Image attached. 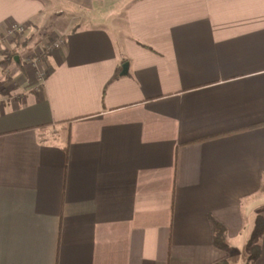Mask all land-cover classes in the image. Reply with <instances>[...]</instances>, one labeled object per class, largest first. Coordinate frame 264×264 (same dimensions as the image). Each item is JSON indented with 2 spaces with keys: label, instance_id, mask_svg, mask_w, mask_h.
<instances>
[{
  "label": "crops",
  "instance_id": "obj_1",
  "mask_svg": "<svg viewBox=\"0 0 264 264\" xmlns=\"http://www.w3.org/2000/svg\"><path fill=\"white\" fill-rule=\"evenodd\" d=\"M12 23L27 26L20 62L0 52V264H211V213L246 264L264 0H0V51ZM48 36L62 44L25 64Z\"/></svg>",
  "mask_w": 264,
  "mask_h": 264
},
{
  "label": "trees",
  "instance_id": "obj_2",
  "mask_svg": "<svg viewBox=\"0 0 264 264\" xmlns=\"http://www.w3.org/2000/svg\"><path fill=\"white\" fill-rule=\"evenodd\" d=\"M17 37V38H16ZM20 34L15 36V48L12 50H1L5 59L18 60L20 62V48L25 44V41L19 42ZM16 57H18L16 59ZM18 62V63H19ZM68 148V142L65 144V150ZM209 223L211 226L212 244L215 248L223 252V256L213 261L211 264H228L227 257L232 248L227 243L225 238L226 226L225 224L214 214L208 215ZM264 232V213L258 212L255 217L254 227L247 240L246 247L248 249V255L246 258V264H256V261L261 252V238Z\"/></svg>",
  "mask_w": 264,
  "mask_h": 264
},
{
  "label": "rangeland",
  "instance_id": "obj_3",
  "mask_svg": "<svg viewBox=\"0 0 264 264\" xmlns=\"http://www.w3.org/2000/svg\"><path fill=\"white\" fill-rule=\"evenodd\" d=\"M95 11H100V8L95 10ZM94 15L98 16V17H100L101 15L107 16L108 20L109 19L110 20L113 19V16L108 11L106 12V11L101 10V14L97 15V14L94 13ZM88 19L91 20L90 16H88ZM25 25L27 26V24H25ZM4 36L6 37V35L3 34L2 37H4ZM48 37L49 38H46L44 40L41 39V38H38V39H36L34 45H29L28 44L27 47L25 49H23L24 52L22 54V59L24 60L25 64L33 65V67H35V66H37L36 64H38L41 60H44L47 57L48 53H51L52 50L46 51L48 42H49V40L52 41V40H54V38H57V37H54V36H48ZM4 46L5 47L8 46V37L6 38V40L4 42ZM13 49H14V47H13ZM14 61L17 62L16 60H14ZM39 76H43V71L40 73ZM0 90H1V88H0ZM261 211H262V213H264V209L261 210Z\"/></svg>",
  "mask_w": 264,
  "mask_h": 264
},
{
  "label": "built area",
  "instance_id": "obj_4",
  "mask_svg": "<svg viewBox=\"0 0 264 264\" xmlns=\"http://www.w3.org/2000/svg\"><path fill=\"white\" fill-rule=\"evenodd\" d=\"M25 27H26L25 24L12 23L9 27L8 32H7L8 34H5V35H7V37L14 39L15 38L14 34L22 32L25 29ZM3 41H4V39H2V42ZM61 44H62V38L61 37L54 38V40H52V41L49 40L46 51L53 50V49L59 47Z\"/></svg>",
  "mask_w": 264,
  "mask_h": 264
},
{
  "label": "water",
  "instance_id": "obj_5",
  "mask_svg": "<svg viewBox=\"0 0 264 264\" xmlns=\"http://www.w3.org/2000/svg\"><path fill=\"white\" fill-rule=\"evenodd\" d=\"M127 71V63H124L123 66H122V70H121V73H126Z\"/></svg>",
  "mask_w": 264,
  "mask_h": 264
}]
</instances>
